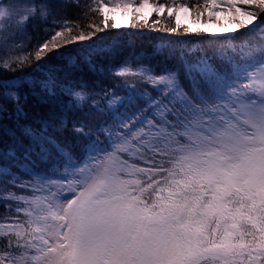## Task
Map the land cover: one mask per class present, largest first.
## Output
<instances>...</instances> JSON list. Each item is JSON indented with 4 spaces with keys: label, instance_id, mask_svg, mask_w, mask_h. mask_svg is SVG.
Wrapping results in <instances>:
<instances>
[{
    "label": "snow or ice",
    "instance_id": "1",
    "mask_svg": "<svg viewBox=\"0 0 264 264\" xmlns=\"http://www.w3.org/2000/svg\"><path fill=\"white\" fill-rule=\"evenodd\" d=\"M75 4L84 17H102L99 24L87 25L92 31L85 33L79 20L60 15L48 3L0 0V36L16 48L30 21L52 20L48 38L33 49L34 70L43 75L0 80V97L16 116V129L8 131L11 143L0 148V200L7 209L0 217V264H264V0ZM117 9L131 17L133 27L147 25L144 12L151 9L156 31L160 17L174 18L176 27L165 28L169 34L180 29L181 13L199 21L205 13L212 17L226 9L233 27L221 29L227 33L223 38L200 42L207 46L162 42L150 54L156 64L133 68L126 62L110 69L116 76H138L155 94L118 97L106 89L109 111L131 104L136 110L123 117L116 111L115 119L98 130L105 141L97 143V137L74 158L54 134L66 129L65 121H44L37 130L21 118L30 98L46 103L57 95L61 68L49 61L58 55L74 64L69 45L91 41L84 47V62L92 71H103L93 58H103L111 46L97 43L103 37L96 33L109 27L110 19L111 28L119 27L109 16ZM244 29L261 43H233ZM183 32L201 36L210 30L184 27ZM30 59L31 52L0 57V71L15 72ZM61 91L77 107L90 95L83 84L80 90L64 86ZM99 105V99L91 101L102 114ZM71 130L85 138L91 132L84 121Z\"/></svg>",
    "mask_w": 264,
    "mask_h": 264
},
{
    "label": "trees",
    "instance_id": "2",
    "mask_svg": "<svg viewBox=\"0 0 264 264\" xmlns=\"http://www.w3.org/2000/svg\"><path fill=\"white\" fill-rule=\"evenodd\" d=\"M13 0H3V3H12ZM36 4L48 3L54 10L62 16L67 17L70 20H79L83 25V31L88 33L92 29L88 28L89 23L99 24L102 17L99 14H90L88 17H84L82 11H80L75 4V0H33ZM160 2V0H155ZM203 3V0H176V3ZM86 0H80V4L84 5ZM168 4L172 3V0H167ZM252 10V9H247ZM227 12V10H224ZM131 19V18H130ZM149 23L145 25L143 22L137 23L134 27L130 24V20L127 28L113 29L111 28L112 20H109V27L105 28L103 32L96 33L97 36L103 37L102 41H97L102 47L111 46V51L103 58L94 57L93 62L97 64L98 68H102L103 71H92L89 66L84 62L83 51L85 45L91 43V41H84L77 44L68 46L67 51L71 53L75 58L74 64H69L62 60L58 55L55 56L50 64H53L61 68L60 75L57 80V95L51 98L46 103H40L39 101L30 98L28 105L26 106V116L21 118V122L30 125L37 130H40L44 121L58 124L61 120L67 124L66 129L60 133H54L62 142H64L73 155L74 158H79L84 153V146L92 140H97V143L102 144L105 141V134L98 131L102 127H106L110 119H115V112L118 111L120 116L132 115L135 112V104L121 106L117 105V108L113 111L107 109L106 100L108 99L103 93L106 89H111L113 94L118 97H127L129 95H138L140 92L147 91L150 94H155L152 88L141 82L140 78L135 75L116 76L109 70L118 68L123 63H131L135 68L139 63L150 62L156 64L157 59L151 58V53L162 42L170 44L172 47H180V42H189L187 46L196 45L197 47L207 46L201 44V41H211L216 38L207 35L194 36L185 35L183 28L187 27L181 25L180 29L175 34H169L165 31V28H175L174 18L160 17V24L156 25L159 31L153 30L152 21L157 19L155 14L149 18ZM193 23H200L205 26L209 20V14L205 13L199 21ZM52 27L51 17L44 19L37 17L35 20L30 21L26 32L17 37L16 43H20L21 47L16 48L12 41H5L3 36H0V57H8L12 55L24 56L28 52L32 53V59L29 60L22 68H17L15 72L0 71V80L12 79L14 77H20L24 81H28L34 78H40L43 74L37 73L35 69L36 61L34 59V46L43 43L48 37L45 35L46 30ZM203 32V31H201ZM78 31H74L73 35H78ZM235 44H240L245 40H248L250 44L259 45L261 43L258 36H254L244 29L235 33ZM115 42V43H114ZM64 51V49H61ZM167 51V49H165ZM170 65L175 63V60L168 62ZM159 71V68L157 69ZM84 85V91L90 93L87 98L81 103L80 107L76 106V101L62 93L61 89L64 86L72 87L75 90H80V85ZM27 90L25 85L21 91ZM99 94V95H97ZM46 96V93H42ZM93 99L100 100V107H103L105 111L101 114L91 107V101ZM139 101H137L138 103ZM0 104H3L6 111L0 112V148H3L6 144L11 143V137L8 135L9 130L16 129V116L11 103H8L0 97ZM87 113V114H86ZM85 122V126L91 129L88 137H80L73 133V123ZM51 132L52 129L49 128ZM17 136H20L19 130H16ZM23 143L28 144V139L21 137ZM18 174L27 178L21 171ZM2 179V176H0ZM4 202L0 200V217L6 213ZM2 243V241H0Z\"/></svg>",
    "mask_w": 264,
    "mask_h": 264
},
{
    "label": "rangeland",
    "instance_id": "3",
    "mask_svg": "<svg viewBox=\"0 0 264 264\" xmlns=\"http://www.w3.org/2000/svg\"><path fill=\"white\" fill-rule=\"evenodd\" d=\"M150 12H151V9H145V12H144L145 16L149 18L151 15L155 14V13H151V15H149ZM109 16L115 17V21L119 25L117 29L127 28L129 20L131 18L129 16L122 15L121 10L119 9H117L115 12H110ZM180 19H181V25H185L187 27H192V28H197V29H200L201 31H203V29L205 28L209 29L210 32L208 35L213 36V37H223L224 35H227V33H222L221 29L233 27V18L231 14L225 11L223 12L218 11L215 16L209 17V20L205 26H202L201 22L193 23L191 20L190 14L181 13ZM65 195H70V193L65 192Z\"/></svg>",
    "mask_w": 264,
    "mask_h": 264
}]
</instances>
